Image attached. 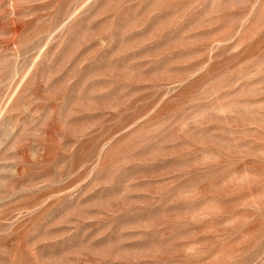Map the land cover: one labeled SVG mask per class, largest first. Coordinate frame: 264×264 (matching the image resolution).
Instances as JSON below:
<instances>
[{
    "label": "rangeland",
    "instance_id": "374dc122",
    "mask_svg": "<svg viewBox=\"0 0 264 264\" xmlns=\"http://www.w3.org/2000/svg\"><path fill=\"white\" fill-rule=\"evenodd\" d=\"M0 264H264V0H0Z\"/></svg>",
    "mask_w": 264,
    "mask_h": 264
}]
</instances>
